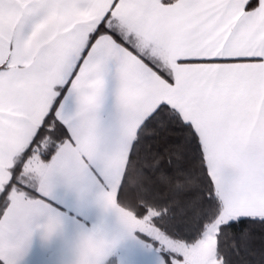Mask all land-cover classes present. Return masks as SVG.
Wrapping results in <instances>:
<instances>
[{
	"label": "snow or ice",
	"instance_id": "snow-or-ice-1",
	"mask_svg": "<svg viewBox=\"0 0 264 264\" xmlns=\"http://www.w3.org/2000/svg\"><path fill=\"white\" fill-rule=\"evenodd\" d=\"M0 264H264V0H0Z\"/></svg>",
	"mask_w": 264,
	"mask_h": 264
}]
</instances>
